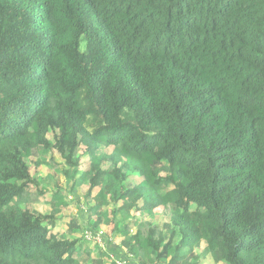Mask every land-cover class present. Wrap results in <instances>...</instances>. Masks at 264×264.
I'll list each match as a JSON object with an SVG mask.
<instances>
[{
    "label": "trees",
    "instance_id": "1",
    "mask_svg": "<svg viewBox=\"0 0 264 264\" xmlns=\"http://www.w3.org/2000/svg\"><path fill=\"white\" fill-rule=\"evenodd\" d=\"M205 259L264 264V0H0V264Z\"/></svg>",
    "mask_w": 264,
    "mask_h": 264
},
{
    "label": "rangeland",
    "instance_id": "2",
    "mask_svg": "<svg viewBox=\"0 0 264 264\" xmlns=\"http://www.w3.org/2000/svg\"><path fill=\"white\" fill-rule=\"evenodd\" d=\"M49 136L51 137L52 135L49 134ZM109 150L110 149H108V151ZM53 153L55 154V156H53L54 157V161H55V163H57L59 161V157L60 156L58 157V153H56L54 151H53ZM47 160H48V157H47ZM82 161H85V158H83ZM27 165L29 167L30 173L35 175V176L40 175V177L42 178L45 175V173L48 172L47 167L44 164H41L40 166H37L36 165V161H35L34 158L27 159ZM49 171H51V170H49ZM87 188H88V184L85 183L80 188V191H82V193H84ZM29 190L31 191L30 193L32 195V199L35 200L36 199V194H35V191H34V187L30 186ZM42 203H44V202L40 198L38 201L35 202L34 209L42 211V212H45L46 209L42 206ZM81 203H82V201H81ZM83 210H85L84 204L80 205L78 208H75V209L73 208V212L75 214H78V216L81 217V218H85V214H84V212H82ZM153 212H158L159 213V217L157 218V221H164L165 220L164 219V215L162 213L163 211L161 212V208L160 207L156 208ZM69 220H70L69 217H65V220L63 221L62 225L60 227H58L57 232L59 234V237L74 238V237H78L80 235V233H79L80 231L79 230H75L71 234L68 233V230H66L65 226L68 224ZM65 222H67V223H65ZM101 229H103V231L106 232L107 234H110L112 226L103 225L101 227ZM118 241H119V239H115V241H113V242H118ZM92 242L93 241L91 240V244H90L91 247H94L96 245L98 246V244H95L94 242L93 243ZM202 262H203V264H211L212 263L208 259H205ZM218 264H222V263H218Z\"/></svg>",
    "mask_w": 264,
    "mask_h": 264
},
{
    "label": "built area",
    "instance_id": "3",
    "mask_svg": "<svg viewBox=\"0 0 264 264\" xmlns=\"http://www.w3.org/2000/svg\"><path fill=\"white\" fill-rule=\"evenodd\" d=\"M102 231H100L99 233H96L94 236H92L90 233H87L86 238L87 239H93L98 243H101V239H100V235H101Z\"/></svg>",
    "mask_w": 264,
    "mask_h": 264
},
{
    "label": "clouds",
    "instance_id": "4",
    "mask_svg": "<svg viewBox=\"0 0 264 264\" xmlns=\"http://www.w3.org/2000/svg\"><path fill=\"white\" fill-rule=\"evenodd\" d=\"M34 204H35V203H34ZM93 234L95 235L96 233H93ZM92 241H93L94 243L96 242V241H95V240H93V239H92Z\"/></svg>",
    "mask_w": 264,
    "mask_h": 264
},
{
    "label": "crops",
    "instance_id": "5",
    "mask_svg": "<svg viewBox=\"0 0 264 264\" xmlns=\"http://www.w3.org/2000/svg\"><path fill=\"white\" fill-rule=\"evenodd\" d=\"M33 205H34V204H33ZM64 220H65V218L62 219V221H64Z\"/></svg>",
    "mask_w": 264,
    "mask_h": 264
}]
</instances>
